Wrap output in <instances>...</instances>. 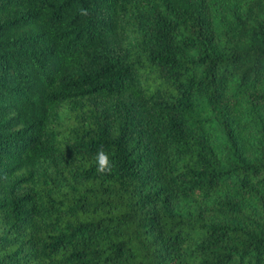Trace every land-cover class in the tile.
<instances>
[{
	"label": "trees",
	"instance_id": "trees-1",
	"mask_svg": "<svg viewBox=\"0 0 264 264\" xmlns=\"http://www.w3.org/2000/svg\"><path fill=\"white\" fill-rule=\"evenodd\" d=\"M0 264H264V0H0Z\"/></svg>",
	"mask_w": 264,
	"mask_h": 264
},
{
	"label": "clouds",
	"instance_id": "clouds-1",
	"mask_svg": "<svg viewBox=\"0 0 264 264\" xmlns=\"http://www.w3.org/2000/svg\"><path fill=\"white\" fill-rule=\"evenodd\" d=\"M82 14L87 15V10H82ZM97 172L100 174H108L112 170V164L109 155L103 150L98 149L96 154Z\"/></svg>",
	"mask_w": 264,
	"mask_h": 264
}]
</instances>
